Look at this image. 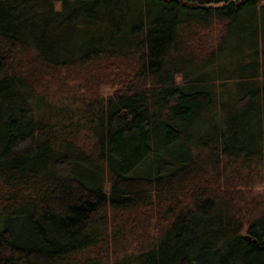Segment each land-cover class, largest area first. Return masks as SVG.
Wrapping results in <instances>:
<instances>
[{"label":"trees","instance_id":"obj_1","mask_svg":"<svg viewBox=\"0 0 264 264\" xmlns=\"http://www.w3.org/2000/svg\"><path fill=\"white\" fill-rule=\"evenodd\" d=\"M184 1L0 0V264H264V0Z\"/></svg>","mask_w":264,"mask_h":264},{"label":"rangeland","instance_id":"obj_2","mask_svg":"<svg viewBox=\"0 0 264 264\" xmlns=\"http://www.w3.org/2000/svg\"><path fill=\"white\" fill-rule=\"evenodd\" d=\"M207 39H213L215 37V31H212L211 33L207 34ZM80 79V78H78ZM78 79H71V78H65L66 82L70 85V87H73L74 89V80H76L75 82L78 81ZM52 83L51 85H49V88L52 92L48 93L49 97L50 98H57L60 94V89L61 88H67L69 87L66 84L63 83L62 81V78H59L57 76H55V78L52 80ZM78 89L82 90L83 88L82 87H78ZM111 90V86L108 85V84H101V89L100 91H103V92H107V91H110ZM242 185H245V184H242ZM243 188V189H242ZM241 188V193L244 194V197H242L241 201L239 202L241 205H243L244 207H248L249 208H252L254 206V202L251 201V197H256V198H259V199H262L264 200V180L263 179H260V180H256L255 182L253 183H249L246 185V187L242 186ZM241 194V195H242ZM257 201V200H256ZM264 205V203H263ZM245 209V208H244ZM255 213H258V212H255L254 213H250L251 216H254Z\"/></svg>","mask_w":264,"mask_h":264},{"label":"water","instance_id":"obj_3","mask_svg":"<svg viewBox=\"0 0 264 264\" xmlns=\"http://www.w3.org/2000/svg\"><path fill=\"white\" fill-rule=\"evenodd\" d=\"M184 2H186L188 5H197V1H194V0H185Z\"/></svg>","mask_w":264,"mask_h":264}]
</instances>
